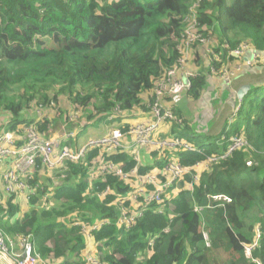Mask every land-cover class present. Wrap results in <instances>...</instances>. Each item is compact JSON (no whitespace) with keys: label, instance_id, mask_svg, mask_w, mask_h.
Segmentation results:
<instances>
[{"label":"trees","instance_id":"1","mask_svg":"<svg viewBox=\"0 0 264 264\" xmlns=\"http://www.w3.org/2000/svg\"><path fill=\"white\" fill-rule=\"evenodd\" d=\"M193 7L214 44L217 70L243 43L264 52V0H0V118L6 128L21 132L37 122L48 135L60 122L81 130L149 114L156 81L178 62ZM205 84L200 71L190 95L198 98ZM235 116L206 141L186 137L185 120L170 123L168 137L186 139L195 151L146 147L138 161L127 150L109 154L97 146L54 170L61 182L56 187L46 175L41 186L40 172L47 170L39 168L34 194L5 198L0 227L12 237L30 236L56 264H87L89 253L103 264H264V82L252 85ZM238 136L248 144L228 153ZM171 161L186 172L164 188L162 201L140 196L135 202L141 186L155 189L139 178ZM106 162L129 177L100 172ZM216 194L232 201L215 202ZM138 210L130 225L120 222L124 211ZM258 236L248 257L245 246Z\"/></svg>","mask_w":264,"mask_h":264},{"label":"built area","instance_id":"2","mask_svg":"<svg viewBox=\"0 0 264 264\" xmlns=\"http://www.w3.org/2000/svg\"><path fill=\"white\" fill-rule=\"evenodd\" d=\"M201 1L199 0V2ZM186 22L188 24L181 34L180 42L177 46L180 54L178 62L163 77L156 81L153 89L154 99L149 105L150 115H148V119H143L142 122L138 120L133 124L131 123L129 131L124 132L122 129L116 127L100 138L90 139L86 145L79 149L72 150L67 145L61 149L62 140L42 132L37 122L24 125L21 128V132H15L7 129L5 126L6 122L0 118V164L3 159H10L9 168L5 173V193L9 196L15 194L20 196L34 194L40 187L38 183L34 182V177L39 168H45V170L52 173L54 170L64 166L67 161L80 160L86 152L97 146H103L104 151L109 154H114L120 150H127L133 153L135 159L138 161L142 155V148L146 147L162 150H176L181 147L185 150L195 151L197 148L186 139L179 137L160 139L157 135L159 132H156L164 124L173 122L183 124L185 120L175 113L169 101L184 91H189L192 87V78L199 74L198 71L192 70L189 67V57L193 46L196 44L207 46L204 54L210 58V65L213 61L214 46L210 47L212 40L208 35L204 34L203 27L196 16L195 7L192 8L191 14L186 18ZM249 47L247 43H243L232 50L231 54L241 56ZM259 61L258 53H253V56L247 59L245 64L251 67ZM211 69L213 72L219 71L222 77L230 83L233 76L242 70V65L239 64L235 67L224 65L219 70L211 65ZM241 102L242 99H239V108ZM40 116L43 117V114L40 113ZM78 130V127L65 130L64 137L76 138ZM129 136H131V140H129ZM247 144L246 139L243 137L238 136L233 138L228 153ZM212 160L210 159V161ZM100 172H116L125 179L129 177V174H125L122 169L112 162L102 164ZM136 172L137 168L132 171L133 174H136ZM185 172L186 170L177 161H171L163 170L139 178L140 183L146 182L149 185H155V189L149 192L147 188L141 186L133 195V200L137 202L141 196L147 203L162 201L164 188L170 186L175 180L184 175ZM62 177H65V175H62ZM162 177H166L165 182L162 181ZM196 180H198L197 177ZM55 183L57 185V182ZM108 191L109 188L103 192V195L107 194ZM211 198L221 204L232 201L231 197L225 194H216L211 196ZM3 204V201L0 199V216L2 215L1 208ZM140 214V210L135 211L132 215H128L124 211L120 222H126L130 225L133 218ZM99 225L94 226V228H97ZM84 231L88 232V229L84 227ZM204 236L208 239L206 233H204ZM18 238L20 250H15L13 237L0 227V254L8 255V259L14 264H56L54 261L45 259L36 250L30 236H19ZM258 238L259 236L256 238L253 246H245L248 257L251 256L252 248L257 245ZM86 262L87 264H103L92 253L86 254Z\"/></svg>","mask_w":264,"mask_h":264},{"label":"crops","instance_id":"3","mask_svg":"<svg viewBox=\"0 0 264 264\" xmlns=\"http://www.w3.org/2000/svg\"><path fill=\"white\" fill-rule=\"evenodd\" d=\"M248 45L250 47L243 55H233L234 58L225 64L230 67H235L239 64L242 65V70L233 76L230 83L222 77L219 71H212L210 58L204 54L207 46H201V44H199L195 45L191 50L189 67L192 70L201 71L205 74L206 84L204 89L201 91L198 98L192 97L189 91H184L180 95L170 99V101L168 100L173 106L175 113L185 119L186 124L184 128L186 130L190 131L194 129L197 134L207 137L218 136L227 124L235 120V115L239 109V90L246 85H249L251 88L255 83L264 82V78L261 79V76L257 77V75H264V52L255 50L251 44ZM212 46L213 44L210 45V47ZM253 53H258L260 61L254 66H246V60L251 58ZM144 115L148 116L149 114L143 113L140 116L142 117ZM134 122L131 123L133 124ZM162 127V131L157 134L160 139L167 138L171 135L170 123L164 124ZM103 135L104 133L100 132L98 137L100 138ZM146 156V152H144L142 157L146 158ZM40 175L41 186L45 183V175L52 179L55 187L57 186L55 182H60V180L54 177L55 174L53 172L42 171ZM4 188L5 176L2 187H0V199L3 203L5 202V198L9 196L5 193ZM23 197L25 198L26 196ZM16 237H19V235ZM19 244V242L16 244L15 249L20 250ZM0 264L14 263L8 259V255L0 254Z\"/></svg>","mask_w":264,"mask_h":264},{"label":"rangeland","instance_id":"4","mask_svg":"<svg viewBox=\"0 0 264 264\" xmlns=\"http://www.w3.org/2000/svg\"><path fill=\"white\" fill-rule=\"evenodd\" d=\"M196 45H199V44H196ZM201 46H203V45H201ZM213 46H214V44H213ZM194 47H195V45L193 46V48ZM190 56H191V54H190ZM189 59H191V58L189 57ZM259 76H261V79L264 78V75H257V77H259ZM49 113H50V115L52 114L51 115L52 117H53V114H55L54 110H53V112L51 110ZM140 115L141 114L136 115L135 118L124 117L122 122L115 121V122H112L111 124H105L103 126H97L95 124H89L85 128H83L81 130H78L76 138H66V137H64L65 130H68L71 126L69 127L68 124L65 125V123L60 122V123L51 125V130L49 131L48 135L60 138L62 140L61 149L63 148V146L67 145L72 150H75L76 148L79 149V148L83 147L84 145H86L87 142L90 139L99 138L98 136H99L100 132H103L104 134H106L111 129L119 127L121 123L134 122L136 120H140V122H142L143 119H148L147 115L146 116L144 115L142 117ZM74 128H76V127H74ZM79 128L80 127H78V129ZM162 129H163V127L161 126L156 132L158 133V132L162 131ZM184 134H185L186 137L194 136L197 141H203V140L206 141V140H213L214 139V137H207L205 135H199V134L196 133V131L194 129H192L190 131L189 130H185ZM9 163H10V159L9 158H7V159L5 158V159L2 160V162L0 164V187H2L5 173L7 172L8 168H9L8 167ZM59 184H61V182L57 183V185H59ZM13 240L15 241V245H14V249H15L16 244L19 242V238L15 236V237H13ZM15 250H17V249H15ZM245 250H246V248H245ZM246 255H247V253H246Z\"/></svg>","mask_w":264,"mask_h":264},{"label":"water","instance_id":"5","mask_svg":"<svg viewBox=\"0 0 264 264\" xmlns=\"http://www.w3.org/2000/svg\"><path fill=\"white\" fill-rule=\"evenodd\" d=\"M249 90H250L249 85L243 86L238 92L239 99L243 100V98L246 96V94L248 93Z\"/></svg>","mask_w":264,"mask_h":264}]
</instances>
